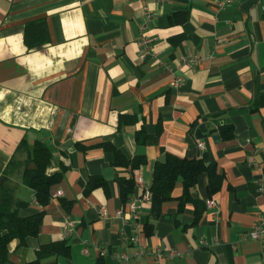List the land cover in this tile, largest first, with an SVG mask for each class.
<instances>
[{
	"label": "crops",
	"instance_id": "0c3cea01",
	"mask_svg": "<svg viewBox=\"0 0 264 264\" xmlns=\"http://www.w3.org/2000/svg\"><path fill=\"white\" fill-rule=\"evenodd\" d=\"M219 1L0 0V178L21 143L38 140L52 152L47 172L61 174L44 207L20 177L16 196L29 202L21 215L45 212L38 235L25 246L11 243L6 264H28L42 245L65 239L70 255L43 264L262 263L264 240L241 233L264 215V0ZM148 10L153 19L142 30ZM35 21L47 39L29 48L26 28ZM142 34L151 39L145 57ZM192 56L189 67L183 58ZM176 76L184 77L179 87L170 84ZM141 130L150 135L144 144ZM105 142L147 162L116 166ZM168 153L205 156L224 178L212 195L207 173L191 189L202 202L198 221L194 202L179 210L182 180L173 199L152 191L141 217L130 214L129 200L142 192L136 176L151 188L155 164ZM96 176L107 187L87 192ZM121 178L135 181L126 201ZM136 249L145 252L119 258Z\"/></svg>",
	"mask_w": 264,
	"mask_h": 264
},
{
	"label": "trees",
	"instance_id": "16d2710c",
	"mask_svg": "<svg viewBox=\"0 0 264 264\" xmlns=\"http://www.w3.org/2000/svg\"><path fill=\"white\" fill-rule=\"evenodd\" d=\"M39 25V21L27 24L25 40L29 48H38L42 46V41L47 39L40 32H36V27ZM222 133L225 138H232L234 135L232 127L223 126ZM149 137L150 135L144 130L137 133L139 144L147 142ZM102 146L114 153L113 163L116 166L136 169L147 162L144 155L128 158L123 151L111 143L105 142ZM17 153L18 155L24 153L25 157L15 156L0 178V264L8 262L10 245L15 239L19 240L20 246H25L28 237L39 234L45 212L41 209L29 215H21V208L28 206L29 202L16 196L18 183L11 179L12 173L17 169L21 170L22 182L34 191L37 202L43 207L49 203L52 185L61 177L60 173L47 172L52 152L45 142L23 141ZM202 173L208 174V187L212 195L221 187L224 180L223 176L216 172L214 162L207 163L205 156L187 158L168 153L165 161H158L155 164L151 190L159 194L164 201L171 200L174 198L177 182L182 180L184 189L179 197V210H183L188 202H194L197 205L195 221H198L202 215V210H199L202 202L194 200L191 189L197 185ZM119 183L121 196L126 201L134 190L135 181L133 178H121ZM107 185L104 178L96 176L89 181L86 191L90 192L98 186L107 187ZM61 254L70 255V244L66 239L42 245L37 252V259L28 264H43V259Z\"/></svg>",
	"mask_w": 264,
	"mask_h": 264
},
{
	"label": "built area",
	"instance_id": "2783aa9c",
	"mask_svg": "<svg viewBox=\"0 0 264 264\" xmlns=\"http://www.w3.org/2000/svg\"><path fill=\"white\" fill-rule=\"evenodd\" d=\"M160 1L165 2L167 0H160ZM231 1L232 0H220L219 5L225 6L228 3H230ZM152 19H153V14L151 11L148 10L145 14V19H144V22L142 24V30H144L148 27V25L150 24V21ZM139 43L142 46L141 56L145 57V56L149 55L151 53V39L149 37H147L145 34H142V36L139 39ZM183 60H184V63L186 65H188L189 67H192L197 63V57L196 56H192V57L185 58V59L183 58ZM183 82H184L183 76H176V77H174V79H172L170 84L173 87H179L180 85H182ZM198 145L200 148L205 149V142L203 140H199ZM135 180H136V184L142 188V192L139 195L134 196L129 200V209H130V214L133 216V218L139 219L141 217L142 204L147 203L151 200L152 190L150 187H148L145 184L144 178L142 176H140V175L136 176ZM260 189L264 190V183H262ZM56 195L57 196L63 195V191L58 190L56 192ZM207 205L209 208H215L217 206V202L215 199L209 198L207 200ZM100 212L102 215H106L107 214L106 207L103 206L101 208ZM69 230H71V229H69ZM241 238L242 239L264 240V215H260L256 224L250 230H247V231H244L243 233H241ZM130 241L136 243L138 241V237L132 236V237H130ZM144 252H145L144 249H136V250H134V252L132 254H129L127 252H123V253L119 254V258L122 261H128L132 257L142 256L144 254ZM157 254L162 255V252L158 251ZM260 264H264V260Z\"/></svg>",
	"mask_w": 264,
	"mask_h": 264
},
{
	"label": "rangeland",
	"instance_id": "374dc122",
	"mask_svg": "<svg viewBox=\"0 0 264 264\" xmlns=\"http://www.w3.org/2000/svg\"><path fill=\"white\" fill-rule=\"evenodd\" d=\"M24 153H21L20 155H18V158H24ZM20 175H21V170L17 169L12 173L11 179L13 180V182H15L16 184L20 182Z\"/></svg>",
	"mask_w": 264,
	"mask_h": 264
},
{
	"label": "water",
	"instance_id": "95a60500",
	"mask_svg": "<svg viewBox=\"0 0 264 264\" xmlns=\"http://www.w3.org/2000/svg\"><path fill=\"white\" fill-rule=\"evenodd\" d=\"M201 130H202V131H205V130H206V127H205L204 125H202V126H201ZM214 139L219 140V139H220V136H219L218 134H215V135H214Z\"/></svg>",
	"mask_w": 264,
	"mask_h": 264
}]
</instances>
